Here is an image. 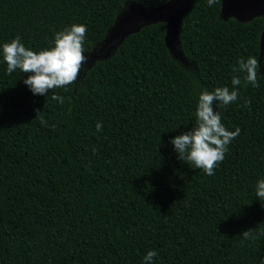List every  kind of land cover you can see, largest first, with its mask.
<instances>
[{
	"label": "trees",
	"instance_id": "16d2710c",
	"mask_svg": "<svg viewBox=\"0 0 264 264\" xmlns=\"http://www.w3.org/2000/svg\"><path fill=\"white\" fill-rule=\"evenodd\" d=\"M171 1L0 0V50L17 36L34 51L49 48L56 32L84 24L87 55L127 3ZM222 11V0H200L184 13L180 39L193 69L173 59L159 22L48 98L33 95L20 70L8 75L0 55V264H144L150 250L153 264H264L255 191L264 178V17L242 22ZM249 56L259 60V87L242 84L236 102L214 107L241 134L208 176L170 141L195 125L199 93L231 89L233 67ZM249 229L258 230L246 240Z\"/></svg>",
	"mask_w": 264,
	"mask_h": 264
},
{
	"label": "clouds",
	"instance_id": "9594fccd",
	"mask_svg": "<svg viewBox=\"0 0 264 264\" xmlns=\"http://www.w3.org/2000/svg\"><path fill=\"white\" fill-rule=\"evenodd\" d=\"M218 0H207L208 7H212ZM87 27L84 24H73L63 31L54 34L53 44L49 48L39 51L26 47L20 36L4 43L0 55L7 64L6 72L11 75L20 70L27 75L23 83L36 96H47L51 90L66 88L76 83L82 71H86L84 65L88 62L84 54V42ZM236 73L231 78V89L228 86L217 87L213 91L204 89L199 93L196 106L195 125L191 131L177 135L170 141L178 158L195 169L202 170L208 176L215 175V169L225 159L228 146L231 141L241 134L239 127L235 131L228 130L222 123L221 113L214 107L228 105L237 101L240 96L239 88L251 84L259 87L258 72L259 60L255 56L247 59L241 58L232 69ZM240 74H243L242 77ZM52 100L61 104L64 98L52 95ZM250 101H245L248 107ZM37 117L41 111L36 110ZM44 121L41 119V123ZM102 122L96 124L97 131L102 130ZM256 197L264 201V178L257 181ZM256 230L249 229L242 236L244 239H254ZM158 253L150 250L144 256V264H153Z\"/></svg>",
	"mask_w": 264,
	"mask_h": 264
},
{
	"label": "rangeland",
	"instance_id": "374dc122",
	"mask_svg": "<svg viewBox=\"0 0 264 264\" xmlns=\"http://www.w3.org/2000/svg\"><path fill=\"white\" fill-rule=\"evenodd\" d=\"M152 16V9L145 8L136 2L127 3L119 13L114 26L109 31L105 40L99 43L90 54L85 55L88 62L84 65V68L87 70L82 71L78 77L79 84H81L86 72L97 62L111 58L119 52L121 43L126 36L140 31L146 25L159 22H165L167 25L168 46L173 59L179 62L183 67L193 69L192 62L187 58L182 48L180 39V22L177 25H174L170 17L159 20ZM222 17L225 19L234 18L236 20H242L238 14L228 13L225 10Z\"/></svg>",
	"mask_w": 264,
	"mask_h": 264
},
{
	"label": "water",
	"instance_id": "95a60500",
	"mask_svg": "<svg viewBox=\"0 0 264 264\" xmlns=\"http://www.w3.org/2000/svg\"><path fill=\"white\" fill-rule=\"evenodd\" d=\"M198 1H200V0H172L170 3L164 5L160 8H156V9L149 8V9L153 10V16L152 17L155 19L161 20V19L170 17L171 21L174 25H177L180 22V30H181L184 13L194 3L198 2ZM222 2H223L222 14H223L224 10L228 13L238 14L241 17V19L243 20V21L240 20L242 22H245L249 19L252 20L255 17H264V0H222ZM163 23H165V22H163ZM152 24H156V23H152ZM134 33H137V32H134ZM134 33H132V34H134ZM166 43L168 46V28H167ZM262 47L264 48V32L262 35ZM168 48H169V46H168Z\"/></svg>",
	"mask_w": 264,
	"mask_h": 264
}]
</instances>
